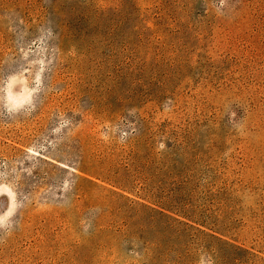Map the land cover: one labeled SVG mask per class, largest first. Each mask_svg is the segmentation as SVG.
Listing matches in <instances>:
<instances>
[{"label": "rangeland", "instance_id": "374dc122", "mask_svg": "<svg viewBox=\"0 0 264 264\" xmlns=\"http://www.w3.org/2000/svg\"><path fill=\"white\" fill-rule=\"evenodd\" d=\"M0 264H264V0H0Z\"/></svg>", "mask_w": 264, "mask_h": 264}]
</instances>
